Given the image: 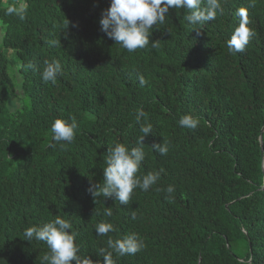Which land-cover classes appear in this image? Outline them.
Wrapping results in <instances>:
<instances>
[{
    "label": "trees",
    "instance_id": "obj_1",
    "mask_svg": "<svg viewBox=\"0 0 264 264\" xmlns=\"http://www.w3.org/2000/svg\"><path fill=\"white\" fill-rule=\"evenodd\" d=\"M110 3L0 0V264H41L47 245L24 232L56 217L71 224L77 255L93 264H103L101 249L112 251L110 238L131 234L144 248L112 252L114 264H264V0H220L222 14L203 25L170 9L151 29L159 48L135 52L101 30ZM239 8L254 35L230 54ZM53 60L62 72L45 84ZM183 116L198 126H180ZM72 118L74 140L54 141L52 123ZM149 124L137 176L163 169L159 180L137 187L128 205L94 198L88 189L103 186L108 149L138 147ZM153 144H167V155ZM100 223L114 231L98 235Z\"/></svg>",
    "mask_w": 264,
    "mask_h": 264
},
{
    "label": "clouds",
    "instance_id": "obj_2",
    "mask_svg": "<svg viewBox=\"0 0 264 264\" xmlns=\"http://www.w3.org/2000/svg\"><path fill=\"white\" fill-rule=\"evenodd\" d=\"M250 6L254 7L252 0ZM170 9H183L187 15L185 20L191 25H203L213 21L217 13L222 14L223 8L220 0H111L110 7L104 10L99 21L101 30L106 33L109 39L115 44L120 45L128 52L143 50L149 46L157 49L160 46V40L150 42L151 29L158 24L165 23V17ZM8 14H17L23 20L25 17L22 13H17L13 7L8 9ZM235 15L239 18V24L235 28L230 39L227 41V49L230 54L243 52L254 33L248 27L250 20L247 9H237ZM69 21L66 19L68 27ZM66 27V29H67ZM197 34H199V30ZM50 46H61L60 40H52ZM29 67H32L29 65ZM62 72L61 65L58 61H45V67L41 73L42 81L45 84L56 83V78ZM140 85L144 86L147 81L141 75L138 77ZM142 112L137 114V123L140 121ZM199 121L191 116H183L179 120L182 127L195 129ZM75 118L68 123L62 119H56L51 125V133L54 141L57 143H71L75 138L77 128ZM142 133L137 140L138 147L129 150L123 144H116L113 148L108 149V156L105 159L106 167L103 169V186L93 184L88 191L94 197L103 196L104 198H115L121 205H128L131 201L134 190L139 187L142 191H148L160 178V172H149L143 177H138L141 162L144 159L143 145L144 139L152 132L151 125H141ZM152 148L161 155H167V144H153ZM166 191L171 194L174 191L169 186ZM105 215L111 216L110 209L106 210ZM132 218H136L135 211L132 212ZM71 224L56 217L53 221L46 223L42 227H29L24 232L25 240L35 239L44 242L49 253L42 257L41 264H93L90 259L81 260L77 255L79 249L75 244V233L70 234L67 230ZM98 235H107L114 231L111 224L100 223L96 228ZM108 248L100 250L103 255V264H114L112 252L118 256L135 255L144 248L143 241L136 235L131 234L123 239L107 241Z\"/></svg>",
    "mask_w": 264,
    "mask_h": 264
},
{
    "label": "rangeland",
    "instance_id": "obj_3",
    "mask_svg": "<svg viewBox=\"0 0 264 264\" xmlns=\"http://www.w3.org/2000/svg\"><path fill=\"white\" fill-rule=\"evenodd\" d=\"M12 54L14 55V52L13 51H9L8 54H7V56H10ZM11 99H12V101L15 100L16 102L19 101V99H15L14 97H11Z\"/></svg>",
    "mask_w": 264,
    "mask_h": 264
},
{
    "label": "water",
    "instance_id": "obj_4",
    "mask_svg": "<svg viewBox=\"0 0 264 264\" xmlns=\"http://www.w3.org/2000/svg\"><path fill=\"white\" fill-rule=\"evenodd\" d=\"M263 130H264V126H263V128L261 129L260 133L263 132ZM260 139H261V138H260ZM263 173H264V172H263Z\"/></svg>",
    "mask_w": 264,
    "mask_h": 264
}]
</instances>
